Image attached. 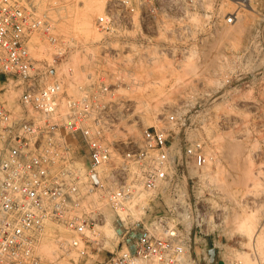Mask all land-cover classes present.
Returning a JSON list of instances; mask_svg holds the SVG:
<instances>
[{"label": "built area", "instance_id": "1", "mask_svg": "<svg viewBox=\"0 0 264 264\" xmlns=\"http://www.w3.org/2000/svg\"><path fill=\"white\" fill-rule=\"evenodd\" d=\"M255 1L109 0L96 26L105 35H130L133 65L193 54L198 64L196 49L208 34L253 13L250 37L216 58L215 80L238 96L255 77L264 83V12L254 10ZM41 26L26 9L0 0V77L19 90L15 108L0 93V264H58L38 253L48 224L67 236L55 242L72 264L99 252L104 259L95 264H206L192 255L193 244L223 237L226 210L212 185L210 201L189 188L209 158L187 114L204 106H173L139 139L120 140L130 101L116 94L117 84L89 76L68 94L52 65L34 57L31 38ZM106 210L113 213L110 238L99 230Z\"/></svg>", "mask_w": 264, "mask_h": 264}, {"label": "rangeland", "instance_id": "2", "mask_svg": "<svg viewBox=\"0 0 264 264\" xmlns=\"http://www.w3.org/2000/svg\"><path fill=\"white\" fill-rule=\"evenodd\" d=\"M11 1L41 21L40 32L31 38L34 57L52 65L55 77L62 81L68 94L76 93L75 85L87 83L86 76L91 77L90 82L101 79L106 84L118 85L116 94L125 96L131 103L127 116L120 123V134L122 131L127 134L126 128L132 125L137 128L138 134L131 138L139 139L143 128L157 124L160 115L167 114L173 106L184 102L204 106L203 112L187 114L194 129L192 132L204 141L209 158L208 164L197 172L193 178L194 184H189V188L194 194L210 201L208 185H212L226 214L223 237L220 240L210 237L193 244L192 255L200 260L203 258L201 263L206 264L221 259L240 264L239 259L230 257L229 252L233 251L250 254L249 257L256 259L255 264H264V83L255 77L253 81L243 84L240 95L231 96L226 89L228 83L216 81L217 73L221 70L216 63L217 55L222 51H237L252 34L257 16L243 12L234 25L224 27L214 36L208 34L196 49L200 59L198 64L193 54L175 63L164 59L157 60L152 66H144L130 63L127 49L130 46L129 34L105 35L97 28L96 18L109 0H102L104 5L101 11L99 0ZM252 7L263 13L264 0H256ZM83 17L87 19L84 26ZM109 50H117V56H104ZM189 78H197L198 81H190ZM47 79L51 80L52 76ZM232 84L235 83L229 85ZM6 85L0 77L1 97L9 107L15 108L19 90L13 84ZM14 110L17 112V109ZM118 132L116 135L119 139ZM226 143H234L237 148L234 159L227 157L224 150ZM107 213L111 214V223L113 213ZM245 217L251 224H246L248 221H244ZM239 219L244 221L242 225H248V231L244 230L245 225H240ZM238 225L250 236H241ZM48 229L52 231L51 243L57 245L55 241L59 237H67L61 229L51 224L45 227L43 236ZM254 234L256 240L259 238L256 242L252 238ZM42 244L38 253L43 260L72 264L70 256H60V246L54 254L49 255L42 253ZM105 245L109 248L108 243ZM256 247L259 249L257 253L253 249ZM103 259L104 254L99 252L91 259H79L78 264H95V261L101 262Z\"/></svg>", "mask_w": 264, "mask_h": 264}, {"label": "bare ground", "instance_id": "3", "mask_svg": "<svg viewBox=\"0 0 264 264\" xmlns=\"http://www.w3.org/2000/svg\"><path fill=\"white\" fill-rule=\"evenodd\" d=\"M99 2H100V7H99V10L101 11L102 10V8H103V5H104V1H102V0H99ZM250 13V12H249ZM86 23H87V19H86V17H83V19H82V24H83V26L84 25H86ZM126 129H128V132H125V129H124V132L125 133H127V134H124V133H122L121 132V134L119 135V139L120 140H126V139H128V138H131L132 136L134 137V136H136L137 134H138V132L136 131V129L137 128H134L132 125H130V127H128V128H126ZM127 131V130H126ZM118 135V134H117ZM126 135H128V136H126ZM228 137H229V135H228ZM132 139H134V138H132ZM229 141V140H228ZM231 143V142H230ZM230 143H226V146H224V150H225V153H226V155H227V157L228 158H233L234 157V154L236 153V147L233 145V144H230ZM238 152V151H237ZM225 155V156H226ZM235 156H236V154H235ZM227 157H226V159H227ZM230 159H227V160H230ZM234 159V158H233ZM231 162V161H230ZM229 162V163H230ZM234 162V161H233ZM233 162H231V163H233ZM230 163V164H231ZM234 181H232V183H233ZM237 182V181H236ZM235 182V183H236ZM236 184H238V183H236ZM235 184V185H236ZM235 185H234V187H235ZM239 185V184H238ZM236 188V187H235ZM136 202H141V206L144 204V202H142L141 200H137V201H135L134 203H136ZM108 214V213H107ZM111 214H108L107 215V217H106V219H105V223H104V225H102L100 228H99V230L105 235V236H107L108 238H110L111 236H112V232H113V230H112V226H111V224H110V222H109V217H111L110 216ZM239 220H241L240 221V225H242V222H244L245 220H246V217L244 218V221H242V219H239ZM237 221V220H236ZM246 221H248V220H246ZM247 223H249V224H251L250 223V221H248V222H246V224ZM245 223L243 224V225H245V231L247 230L246 228V226H248V225H246ZM48 225H50V224H48ZM242 225V226H243ZM238 228V231L240 232V235L241 236H245L246 237V235L249 233H245V231L241 228V229H239V225L237 226ZM241 227V226H240ZM249 228V227H248ZM248 231V230H247ZM51 232L52 231H50L49 229L48 230H46L45 231V235L43 236V238H42V245H41V251H42V253H47V254H49V255H51V254H54L55 252H56V249H57V245L56 244H54V243H51L50 241H53L52 240V234H51ZM260 233V232H259ZM257 234V233H256ZM257 235H259V234H257ZM248 236H250V234L249 235H247V237ZM258 237V236H257ZM252 238H253V240L256 242V241H258V239L259 238H257V240H256V236H255V234L254 235H252ZM264 238V237H263ZM261 239V238H260ZM248 240H250V237H249V239ZM46 242V243H45ZM263 242V241H262ZM261 242V243H262ZM258 244H259V242H258ZM257 244V245H258ZM106 246V245H105ZM241 246H243V245H241ZM246 246V245H245ZM107 247V246H106ZM58 248H61V246L60 247H58ZM257 248V247H256ZM256 248H253L254 250H255V252L257 253V252H259V249L257 250ZM59 250V249H58ZM238 252V251H237ZM229 255H230V257H232L233 259L234 258H236V259H239L240 261H239V263L240 264H255V258H251L252 256H250L249 257V255L247 254H245V253H241V252H239V253H234L233 251H230L229 252ZM262 254L260 253V255L259 256H261ZM255 259V260H254ZM264 260V259H263ZM262 262H264V261H262ZM261 263V262H260Z\"/></svg>", "mask_w": 264, "mask_h": 264}]
</instances>
